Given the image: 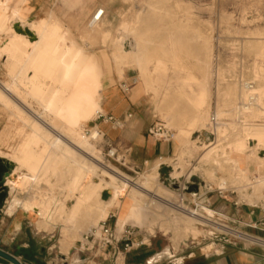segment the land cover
I'll return each instance as SVG.
<instances>
[{"label": "rangeland", "instance_id": "rangeland-1", "mask_svg": "<svg viewBox=\"0 0 264 264\" xmlns=\"http://www.w3.org/2000/svg\"><path fill=\"white\" fill-rule=\"evenodd\" d=\"M94 2L96 10H105L97 25L89 26L92 15L87 16L82 7L70 14L81 21L70 24L76 39L66 26L59 23L61 27H58L56 20H40L59 32H67V41H73L75 47H83V56L66 81H62L65 68L62 65L53 78L39 77L28 84L27 79L33 74L29 69L30 59L25 57L18 40L13 41L10 48L3 47L6 37L3 39L5 34L0 30V155L7 159L21 157L28 138L37 132L43 141L33 149L36 153L39 151L38 155L42 154V167H49L38 188L19 190L7 182L9 194L2 210L6 215L15 213L29 230L36 231L52 257L63 251L67 253L70 247L86 251L77 244L85 242L89 231L106 219L92 224L96 210L111 201L112 186L109 184H119L120 180L110 173L118 172L127 183L123 199L134 197L146 218L144 225L127 223H131L145 241L152 236L159 242L161 250L169 246L178 257L195 252L192 258L220 249L224 241H248L241 237L246 233L232 225L221 210L253 207L263 202L264 184L258 185L255 199H250V195L253 181L264 178V146L256 148L250 174L243 182L230 180L226 164L216 167L202 163V155L221 142V135L227 132L243 131L246 125H264V101L256 114L243 113L240 109L250 94L244 87L246 81L264 94V0ZM0 25H6L5 17L0 20ZM12 28L15 30L14 25ZM69 57L66 56V60ZM82 68L84 71L92 69L88 86L80 85L76 80ZM106 78V85L115 87L128 101L133 97L140 98L141 103L131 107L148 117L151 125L163 122L174 131L176 154L162 160L167 164L159 167L160 161L152 164L142 161L141 153H129L128 147L117 136L102 129L103 119L96 118L101 111L102 83ZM5 87L10 91L4 90ZM39 87L45 88L40 100L35 95ZM54 91H57V104L61 106L59 113L55 112L57 105L52 110L43 108ZM91 103L97 109L85 117L84 109ZM241 114L244 116L240 119ZM214 117L218 124L222 123L220 128L212 123ZM97 130L99 136L91 142L97 146L100 157L91 156L97 173L90 176L92 203L96 209L88 213L87 207L82 206L75 223L71 224L64 220L76 202L68 193L74 167L65 165L61 154L50 149V142L56 134L62 133L67 141L70 139L77 145V133L89 135ZM183 132L188 134L185 148L179 139ZM255 144L254 138L250 137L248 148H255ZM45 146H48L47 152H43ZM110 150L115 152L114 155ZM75 154L78 160H84L80 153ZM231 155L239 157L235 151ZM258 161L261 163L259 168ZM20 174L11 173L10 179L19 180ZM139 186L144 192L136 188ZM104 189L105 200L101 198ZM48 193L53 195L54 201L46 196ZM24 200L41 201L51 211L43 217L38 216L36 212L24 209L21 205ZM12 207L15 211L10 213ZM192 211L210 219L207 224L195 222V227L201 230L199 234L189 227L193 224L189 215ZM10 221L8 216L4 218L5 225ZM213 221L238 234L210 225Z\"/></svg>", "mask_w": 264, "mask_h": 264}, {"label": "bare ground", "instance_id": "bare-ground-1", "mask_svg": "<svg viewBox=\"0 0 264 264\" xmlns=\"http://www.w3.org/2000/svg\"><path fill=\"white\" fill-rule=\"evenodd\" d=\"M7 1L8 0H4V1L0 0V20H2L3 17H5V20H6L5 26L0 25V30L3 31L5 34V35H2L3 39H4V37H6V39H4V43L2 44V46L10 48L12 46L13 41H15V40H18V42L21 43V46L24 49L25 57L30 59V68L29 69L33 73L31 75V77H29L27 79V83L28 84L34 83L39 77H41V78H53L56 75L58 69L62 65H65L64 72L62 75V81L63 80L66 81L68 78H70L73 69L78 65L79 60L83 56V51H84L83 47H81V46L75 47V44L73 41H70V42L67 41L68 37L66 35L67 34L66 31H65L66 33L59 32L56 27L50 26V25L43 23L41 21L30 22V23H27V22L23 23V21H22V25L24 27H28L34 33L35 39H30L29 35L24 34L22 32H18L16 29H15L16 30L15 31L12 28V26H13L12 24L14 22L11 24V21L13 19V15L8 14L9 12H8ZM101 9H103V8H101ZM103 11L105 13L104 9H103ZM56 22H58V21H56ZM57 25H58V27H61L59 22ZM1 39H2V37H1ZM68 55H70V57L68 60H66V56H68ZM91 70L86 69L84 71V69H83V71H81L78 74V76L76 78L78 84L83 85V86H88L89 81H91V79H92L91 78L92 76L90 73ZM258 72H259V70H258ZM246 82L247 83L244 85V87H245L246 91H248L250 94L248 96H246V99L244 102H242L240 109L242 110L243 113L256 114V112L258 110L262 109L261 105L264 101V94L260 93L257 89H254L253 83H248V81H246ZM5 84H6V82H5ZM61 85H62V83H61ZM65 85H67V84H65ZM80 85H79V87H81ZM68 88H71V87H68ZM11 89H13V87ZM4 90L10 91V89L8 87H5ZM92 90H93V88H92ZM44 93H45V88L39 87L38 89L35 90V95L37 97H39V100H40V98L42 99ZM57 102H58L57 91H54L53 94L49 97V99H47L44 102L43 108L47 109V110H52L53 106L57 105L55 112L59 113L61 106L58 105ZM41 105H43V104H41ZM96 109H97V106H95L94 104L91 103L90 105H88L84 109L83 114L85 115V117H88ZM237 111H239V110H237ZM100 113H105V112L99 111L97 113V117ZM243 116L241 114V116L239 118L241 119V117H243ZM67 118L69 119V117H67ZM212 119H213L212 123L214 125L217 124V126H219L222 124V123L221 124L217 123L216 117H214ZM63 121H64V119H63ZM46 124L47 123H45V125ZM220 127L221 126H219L218 128H220ZM243 129H244L243 131L236 130L234 132H229V133L227 132L226 134L223 133L224 136L221 135L223 137L221 142L219 141V143L217 145L215 144V146L208 149L206 151V153L202 155V163H211V164L215 165L216 167L217 166L222 167V166H224V164H226L229 168V174L231 177L230 180L232 182H235V183L236 182H243L244 180L248 179V175L250 174V170H251V165L254 163L253 160L255 158V150H257L256 148L264 146V125H261V124L246 125ZM97 131H93L89 135L77 133L76 134L77 137L75 136L77 138V145L75 144V142L70 141V139H69V141H67L65 139L66 137L64 138L62 133L56 134V138H54L51 142L49 141L50 142V149H52V151H55L57 153L59 152V154H61L60 156H62L63 162L65 163V165L68 166L70 164L74 167V171L72 172V176H71V181L69 182L70 188L68 189V193L72 196L73 200L76 199V202L74 203L72 209L70 210L68 217L64 220L65 222L67 221V222H70L71 224L75 223L76 215L78 214L79 209L82 206L87 207L88 213H91L92 211H94L96 209L95 204L92 203V192H91L92 188H91L90 176L97 173L95 165L92 164L93 161L91 160V156L95 155L97 157H100V151L96 148L97 146H95V144H93L91 142V140H97V138L99 136V132H100L99 130H97ZM15 133H16V131H15ZM17 133H19V132H17ZM11 135H13V134H11ZM18 136H20V135H18ZM24 137L25 136H23V138ZM250 137H253L254 140L256 141L255 148H250V149L248 148L247 143H248V139ZM73 139H75V138L73 137ZM218 139H219V137H218ZM23 141H25V140H23ZM42 141H43V138L41 137V135L39 133L35 132L31 137L28 138L26 145H25V148L22 151L23 152L22 156L17 157L15 159L9 158L10 160H12L15 163V167L13 169L12 174H16V173L19 174V172L21 173L19 175L20 178H18L19 180H11L10 176L7 177V182H10L11 186L18 188L19 190H21L22 188L24 189L26 187H30L31 189L38 188L41 181L43 180V178L46 177V175L48 174L49 167H46V166H44V168L42 167V164H43L42 154L38 155L39 151L37 152L38 153L37 154L33 149L37 145L40 146ZM47 147L45 146V148L44 147L42 148L43 152L44 151L47 152V150H48ZM73 151H77V152H73ZM233 151L239 153L238 158H233V156L231 155V153ZM75 153H80L84 160H78L77 154H75ZM43 156H44V154H43ZM12 157H14V156H12ZM50 161H51L50 158H48L47 162L49 163ZM258 163H259V165L257 167L259 168L261 163H260V161H258ZM204 165H206V164H204ZM66 166H65V168H67ZM61 171H63V170H61ZM111 171H112V169H111ZM106 173L109 174V172H106ZM118 174H120V173H118V172L110 173V175H112V177H114L116 179L118 178L120 180L119 184H117V183L109 184L106 180H104L102 178V180L105 183H108L110 186H112V199L109 203L105 204V206H103L102 208L99 207V209L96 210L97 216H96V219H94V221L92 222V224L97 225V223L101 219H105L108 216L110 208L119 204L118 221L120 224L123 225V224H126L127 222L131 221V222L136 223V224L144 225L146 222V218L143 217V213L139 209L140 203L135 202L134 197L129 198L127 200L123 199L122 194L127 189V183L124 180H122ZM260 178H258V179H260ZM113 181H111V182H113ZM224 181L225 180L222 181L223 186L225 184ZM253 182H254L253 193L250 195L251 196L250 199H255L256 196H258L257 195V188H258V185L264 184V178H261L260 180L253 181ZM255 183H257V184H255ZM136 188H138L144 192V189H142V187L139 186ZM46 196H48L50 200L54 201V197L51 193L50 194L48 193ZM28 200H24L23 203L21 204L25 210L34 211V212H36V214L38 216H41V217L50 213L51 209L48 205L44 207V205L40 203L41 201L39 202L36 200L35 201H28ZM262 200H264V198ZM14 211H15V208H13V207L9 209L10 213H13ZM189 215H190L191 219L193 220V224H190L191 226L189 225L190 230L193 231V233H195V234L201 233V230H199L195 227V222L207 224L210 219L208 220V218H205L204 216H202L197 211H192L191 213H189ZM216 223H218V222L213 221V223H210V225H213L214 227H217L219 229H224V230L228 231L229 233L238 234V232L233 231L229 228L227 229L224 227H220Z\"/></svg>", "mask_w": 264, "mask_h": 264}, {"label": "crops", "instance_id": "crops-1", "mask_svg": "<svg viewBox=\"0 0 264 264\" xmlns=\"http://www.w3.org/2000/svg\"><path fill=\"white\" fill-rule=\"evenodd\" d=\"M7 6L8 14L13 15L11 21V23L14 22L13 24L18 22L22 24V21L30 23L40 20H56L66 26L73 37L74 33L70 24H80L81 21L78 20V17L70 14L79 7L85 9L88 13L87 16L93 15L96 11L94 0H8ZM108 78L102 83L103 92L99 105L101 111L111 114L121 121H124V117L129 113L131 117L120 126L112 121L103 120L100 124L102 129H105L110 135L117 136L120 142L128 147L129 153H141L144 156L142 161L151 162V164L160 161L159 167L162 164H167L162 160L170 159L176 154L175 141L158 140L151 136L148 133L151 125L148 117L131 107L141 103L140 98L133 97L135 100L130 98L128 101L115 87L106 85ZM97 126L99 127V125ZM179 139L185 148L188 134L183 132ZM0 158L7 159L1 155ZM105 195L104 189L101 192L103 200H105ZM205 210L212 211L206 207ZM118 213L119 207L114 206L109 209L106 217L117 238L121 236L123 229L131 224L119 225ZM221 213L228 218L232 225L246 233L241 237L248 241H224L221 243L220 249L214 252L197 254L190 258L195 253L192 252L185 257H178L171 247L166 246L161 250L162 248L158 247L159 242L152 236H150V240L145 241V237L139 231H135L134 246L130 251L124 250L123 242L114 241L105 247L92 242L88 251L70 247L67 253L63 251L56 257H52L46 249V243L37 237L36 231L29 230L23 220L17 219L15 213L6 215L1 208L0 249L14 255L24 264H264V202L253 207L236 206L231 209H222ZM6 216L11 218V221L5 225L4 218ZM0 264L12 263L0 256Z\"/></svg>", "mask_w": 264, "mask_h": 264}, {"label": "built area", "instance_id": "built-area-1", "mask_svg": "<svg viewBox=\"0 0 264 264\" xmlns=\"http://www.w3.org/2000/svg\"><path fill=\"white\" fill-rule=\"evenodd\" d=\"M104 15V11L101 8H98L94 14L92 15L89 26L93 27L97 25L102 17ZM131 117V114H127L126 117H124V121H127V119ZM103 119L105 121H112L117 126L122 125L124 121H121L120 119H116L113 115L107 114V113H100L96 120ZM148 133L153 136L154 138L158 140H164V141H173L175 137L174 131L168 127L163 122H155L148 130ZM110 153L114 155V151L110 150ZM264 202V200H263ZM134 237H135V228L131 225L126 226L119 238H117L114 234L113 229L108 224V218L101 221L100 224L91 229L89 233L86 236V241L78 245L82 250H90V245L92 242L98 243L100 246L105 247L109 244H112L114 241L116 242H123L124 243V250L130 251L134 246ZM137 245H140L137 243Z\"/></svg>", "mask_w": 264, "mask_h": 264}, {"label": "water", "instance_id": "water-1", "mask_svg": "<svg viewBox=\"0 0 264 264\" xmlns=\"http://www.w3.org/2000/svg\"><path fill=\"white\" fill-rule=\"evenodd\" d=\"M13 25L18 32H22L24 34L29 35L30 39H35L34 33L28 27H24L19 22ZM14 167L15 163L12 160H2L0 158V204L5 202L8 197L9 189L7 184V177L11 175V172H13ZM195 188L198 187L195 186ZM0 256L10 261L12 264H23L21 260H19L17 257L2 249H0Z\"/></svg>", "mask_w": 264, "mask_h": 264}, {"label": "flooded vegetation", "instance_id": "flooded-vegetation-1", "mask_svg": "<svg viewBox=\"0 0 264 264\" xmlns=\"http://www.w3.org/2000/svg\"><path fill=\"white\" fill-rule=\"evenodd\" d=\"M3 204H4V202H3L2 204H0V210H1V208L3 207Z\"/></svg>", "mask_w": 264, "mask_h": 264}]
</instances>
